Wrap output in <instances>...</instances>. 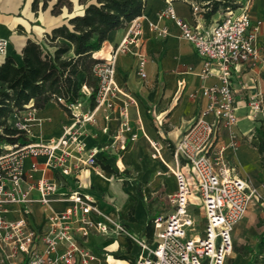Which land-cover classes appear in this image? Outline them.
Returning a JSON list of instances; mask_svg holds the SVG:
<instances>
[{
    "label": "built area",
    "instance_id": "2783aa9c",
    "mask_svg": "<svg viewBox=\"0 0 264 264\" xmlns=\"http://www.w3.org/2000/svg\"><path fill=\"white\" fill-rule=\"evenodd\" d=\"M192 11L198 14L199 6L193 3ZM158 18L172 20L181 37L193 46L202 60L201 75H215L220 80L219 84L201 87L189 95L193 99L205 98L206 104L172 148L175 167L169 168L177 186L175 192L167 195L172 211L167 216L154 217L152 240L148 243L128 232L122 222L101 209L89 195L77 190L61 193L58 182L45 176L28 181L38 167L32 163L27 173L23 166L25 158L38 156L45 158L46 167L62 175L96 165V149L87 148L79 137L82 123L93 122L98 111L105 112V119H109L116 110L120 122L115 136L119 140L121 134L131 132L130 140L136 139L129 122V106L135 100L116 79L117 54L128 50V45L142 36L141 22L136 17L129 22L124 39L109 58L94 66L98 90L91 111L78 114L75 112L79 102L68 104L74 121L64 126L59 136L39 141L28 139L34 109H28V114L23 111L14 114L13 126L24 132L26 139L8 144V151L0 154V264H92L98 256L81 243L91 233L127 236L138 246L133 264H228L234 226L250 204L262 200L257 187L233 174L234 168L224 156L226 149L235 152L239 146L237 134L232 130L238 122L232 70L243 64L254 66L260 60L257 40L264 22L254 19L252 0H241L237 8L221 10L209 28L179 17L171 0H166ZM148 25L158 36L169 34L166 26L151 21ZM6 47L7 40L0 38V54L6 52ZM137 55L135 72L145 79L146 58ZM247 116L251 119L264 116V96L256 94L249 98ZM220 127L230 130L229 140L217 146ZM150 143L155 150L153 156L158 157L160 147L153 141ZM32 190L38 192L37 198L30 196ZM193 193L203 212L202 229H196V220L189 213ZM58 201L71 205L57 211L51 204ZM34 202L41 205L44 214L46 226L40 230L28 221L29 205Z\"/></svg>",
    "mask_w": 264,
    "mask_h": 264
},
{
    "label": "crops",
    "instance_id": "0c3cea01",
    "mask_svg": "<svg viewBox=\"0 0 264 264\" xmlns=\"http://www.w3.org/2000/svg\"><path fill=\"white\" fill-rule=\"evenodd\" d=\"M31 2L32 0H0V38L7 40L6 52L0 54V64L8 55L19 59L21 48L27 39L41 40L47 32L46 29L40 28L41 37L37 36L39 31L34 22L38 20L39 11L37 14L32 11ZM171 2L179 17L203 28H209L220 14L219 11L210 23H206L200 13H193L194 1L171 0ZM165 5L166 0H146L142 14L137 17L141 22V38L138 42L129 44L128 50L117 54L116 79L126 90L127 95L135 100V104L129 106V122L132 132L136 133V139L130 140L131 132H125L119 136L118 140L115 136L120 122L118 112L116 110L111 112L109 119H105V112L98 111L94 115L93 122L82 123L79 137L85 142L87 148L96 149V165L83 166L74 169L69 175H62L46 167L45 158L42 156L27 157L23 163L27 173H30L32 163H36L38 167L31 173L28 181L34 182L41 176H45L58 182L61 193L77 190L89 195L101 209L122 222L128 232L136 236H139L137 232L144 233L148 243L152 240L147 238L145 231L149 222L148 205H144L142 196V198L136 196L138 201H135L134 196H126L122 192V188L126 189L122 186V180L126 181V177L122 176V153L125 152L123 151L125 143L129 147L142 136L151 141L150 137L158 136L162 142L155 139L161 144L157 158L167 167H170L169 162H171L173 167L170 168H174L173 145L189 126L193 117L206 104L205 98L199 96L193 99L189 96L190 93L201 87L220 83L215 75L205 77L201 75V58L193 46L181 37L180 30L173 21L168 18H158V12ZM252 7L254 19L264 22V0H254ZM149 21L158 26H166L169 34L165 37L158 36L149 28ZM55 25L57 24L51 27ZM128 25L129 23L111 30L101 48L94 52V57L101 60L109 58L114 47L124 39ZM257 45L260 60L254 66L243 64L232 70L231 83L238 117V122L232 130L237 134L239 146L235 152L229 148L226 149L224 156L227 163L234 168L233 174L248 180L262 194V200L250 204L244 217L234 226L232 237L252 236L257 240L252 245V252L260 257L259 264H264V167L261 166L260 154L256 148L259 140H264V116L256 119L247 116L249 98L256 94L264 96V24L260 27ZM137 54H142L146 58L145 79L140 78L135 72ZM84 93L85 96L80 99L75 113L85 114L91 111L88 103L89 90L84 88ZM118 104L121 102L118 101ZM32 114L34 120L31 122L28 134L30 141L57 137L64 126L74 121V118L54 100L48 102L43 109L32 110ZM151 122L154 123V127L149 125ZM229 132L228 128H219L218 138L215 141L217 146L228 142ZM121 145L124 146L123 149L120 148ZM102 164L111 166L114 173L105 171ZM128 189L132 193L130 187ZM30 196L37 198L38 192L32 190ZM51 205L55 210L60 211L71 203L58 201L52 202ZM29 207V224L37 230L45 228L41 205L34 202ZM131 209L133 212L130 214ZM202 219L203 212L201 222ZM81 243L98 256L92 264H133L138 252L137 244L125 235L107 236L91 233L81 240ZM129 243L133 245V248L126 253ZM38 247L42 248V245L38 244ZM236 255L238 258L235 264H243V262L251 264L249 263L251 251L244 255L237 251Z\"/></svg>",
    "mask_w": 264,
    "mask_h": 264
},
{
    "label": "trees",
    "instance_id": "16d2710c",
    "mask_svg": "<svg viewBox=\"0 0 264 264\" xmlns=\"http://www.w3.org/2000/svg\"><path fill=\"white\" fill-rule=\"evenodd\" d=\"M51 0H32L31 9L36 14L46 10ZM200 8L206 23L221 10L235 9L238 0H192ZM80 11L66 16L63 22L50 28L41 40L27 39L21 48L19 59L12 55L0 64V154L1 145L21 142L25 133L13 126L14 114L25 109H43L54 100L72 117L68 104L77 103L89 90V108L96 104L98 79L94 66L102 60L94 57L111 30L128 24L140 16L146 0H78ZM71 12V0H55L50 8L52 15H60L63 9ZM256 148L264 167V140ZM102 168L110 173L108 164ZM133 209L130 210V214ZM149 222L145 227L147 238L153 234L151 208L147 206ZM132 219V216H130Z\"/></svg>",
    "mask_w": 264,
    "mask_h": 264
},
{
    "label": "rangeland",
    "instance_id": "374dc122",
    "mask_svg": "<svg viewBox=\"0 0 264 264\" xmlns=\"http://www.w3.org/2000/svg\"><path fill=\"white\" fill-rule=\"evenodd\" d=\"M54 1L55 0H51L49 2V7L44 11L40 10L37 14L38 20L35 21L34 24L39 31V33H37L39 38L41 37L40 28L49 31L52 25L62 23L64 17L73 15L81 9V5L78 4V0H71V12L68 13L66 8H64L60 15H52L50 13V8ZM253 2L254 0H252V6ZM28 112H30V110L25 109L22 113L28 114ZM153 124L154 123L151 122L149 125L154 127ZM145 129H147L146 125ZM148 129L151 131L149 126ZM150 138H152V141L155 142L157 147H160V142H162V140L158 138V136H153ZM155 139L160 142L155 141ZM150 141L151 140L145 139L142 136L136 143L129 147H127L125 143V150H123L125 152L122 153V176L126 177V181L125 179L122 180V186L126 187V189L122 188V192L126 196H134L135 201H138L136 196L139 198L142 196L144 198V205H149L151 208V215H160L164 217L167 216L173 209L167 194L172 193L176 189V180L170 168L164 164H161L159 159L153 156L155 150L153 149ZM1 147L3 148V152L8 151V144H3ZM166 157L169 159L167 154ZM169 166L173 167L171 162H169ZM129 187L132 193L129 192ZM190 200L191 202L188 206L189 213L196 219V229H202L204 227V223L201 222L202 210L199 199L196 197L195 193H193L190 196ZM137 234L139 235L137 236L139 239L146 241L144 233L140 234V232H137ZM256 241L257 240L252 238V236H233L232 251L228 259V264H235L237 262V251H240L243 255L251 251L252 255L250 256L249 263L259 264L260 257L256 253L252 252V245ZM132 248L133 245L129 243L126 253L130 252Z\"/></svg>",
    "mask_w": 264,
    "mask_h": 264
}]
</instances>
